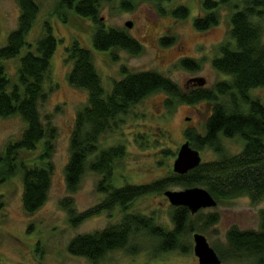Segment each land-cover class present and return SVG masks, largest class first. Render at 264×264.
I'll return each instance as SVG.
<instances>
[{"label":"trees","instance_id":"16d2710c","mask_svg":"<svg viewBox=\"0 0 264 264\" xmlns=\"http://www.w3.org/2000/svg\"><path fill=\"white\" fill-rule=\"evenodd\" d=\"M109 1L113 0H58L55 13L66 21L63 10L70 9L76 15L92 20L96 24L92 35L96 50L122 48L129 53L139 54L141 45L126 30L105 27L101 22L100 5ZM136 1L120 0V8L130 11ZM16 2L20 11L17 26L0 47V117L19 115L26 125L20 136L6 147L7 170L3 176L0 175V181L14 174L15 167L21 165L23 209L26 214H33L47 199L53 173V163L49 158L55 127L41 121L39 105L46 101L53 89L51 86L47 90L46 84L50 81V61L57 38L51 23L44 21L35 43L27 42L26 36L38 15L39 5L37 0ZM200 2L203 14L200 13L193 20L197 30H206L219 22L218 9L221 5L235 9L229 17L231 41L221 44L217 55L211 60L212 67L228 78L215 82L210 88L195 87L183 91L176 82L160 72L130 71L122 67V77L114 81L107 92L95 68L92 51L77 42L67 48L72 61L67 80L72 86L86 90L88 96L87 103L76 112L70 135L69 158L64 169L66 186L70 193L74 192L85 171L90 170L102 175L97 189L104 196L100 202L81 212L76 211L70 198L64 199L62 205L68 211L72 226L104 212L116 210L119 214L116 222L102 229L72 237L67 245L70 254L96 264L114 250L125 249L130 254L140 252L142 248L137 245L140 237L154 243L151 255L174 250L181 253L190 251L188 241L183 239L194 231L202 230L201 226L195 224L199 222L200 214L192 217L187 207L171 206L172 227L166 228L152 216L126 210L138 197L161 193L168 186L203 187L217 203L241 196H247L252 203L264 198V104L250 94L253 89H264V0H242L241 8L232 0ZM169 14L176 19H185L189 9L178 5ZM173 40L172 37H162L160 43L170 45ZM23 48L26 50L18 58L16 80H12L3 62L18 57ZM179 65L189 71L200 69V63L193 58H182ZM155 92H164L187 104L204 101L211 105L203 133L186 129L184 136L193 148L199 151L208 148L216 158L201 161L185 174L172 170L169 175L148 184L113 185L109 182L112 165L123 157L124 146L117 144L100 148V137L112 130L120 115L128 113L130 107ZM172 104L168 100V108H172ZM236 137L241 139L242 148L238 153H230L222 139ZM41 140L40 166H25L20 161L14 164L10 161L16 158L19 150L35 149ZM2 204L0 200V208ZM216 221L215 213L203 219V223L208 224ZM226 238L228 255L252 258L254 264H264V211H260L258 229L232 227L227 231ZM214 250L220 258L223 257L216 248Z\"/></svg>","mask_w":264,"mask_h":264},{"label":"rangeland","instance_id":"374dc122","mask_svg":"<svg viewBox=\"0 0 264 264\" xmlns=\"http://www.w3.org/2000/svg\"><path fill=\"white\" fill-rule=\"evenodd\" d=\"M232 1L238 3L239 8L243 5L242 0ZM37 3L39 12L26 36L27 42L35 43L44 21L51 23L57 38L50 61V81L46 84L47 90L51 86L53 89L46 101L39 105L41 121L55 127L49 158L53 163V173L47 199L33 214H26L23 209L21 165L15 167L14 174L0 181V200L3 201L0 208V264H92L84 257L70 254L67 250L69 241L77 234L93 232L116 222L119 214L116 210L104 212L72 226L68 211L62 205L64 199L70 198L76 211L81 212L100 202L104 196L97 189L102 175L90 170L85 171L74 192L67 190L64 169L69 158L70 135L76 112L87 103L88 96L86 90L72 86L67 80L72 68L67 48L77 42L92 51L95 68L106 91L110 90L112 80L121 78L122 67L130 71L160 72L176 82L183 91L193 89L187 88L186 80L204 77L206 84L203 87L210 88L215 82L228 78L212 67L211 60L221 44L231 41L229 17L235 9L221 5L218 9L219 22L206 30H197L193 20L203 14L200 0H137L130 11L120 8V0L102 2L99 17L103 25L128 31V35L141 45V52L132 54L120 48L108 51L94 49L92 35L96 24L92 20L65 9L66 21H62L55 13L58 0H37ZM178 5L188 7L189 15L185 19H176L169 14ZM19 13L16 0H0V47L17 26ZM128 20L132 21L131 28L124 24ZM162 37H172L173 44L162 45ZM25 50L23 48L18 57L3 62L12 80H16L18 58ZM182 58L195 59L200 63V69L189 71L182 68L179 65ZM250 94L264 104V89H253ZM168 100L173 103L172 108H168ZM210 110L211 105L207 102L187 104L164 92L152 93L130 107L128 113L118 117L112 130L100 137V148L122 144L125 150L123 157L113 162L109 182L116 186L148 184L169 175L178 148L185 141V130L203 133ZM25 125L19 115L0 117L1 176L7 170L6 147L20 136ZM222 142L230 153H238L242 148L238 137L223 138ZM42 147L41 140L35 149L19 150L16 158L10 157V161L13 164L22 162L25 166H40ZM200 155L202 162L216 158L208 148L200 150ZM182 189V186H168L165 190ZM163 192L138 197L126 210L152 216L158 224L171 228L172 205ZM260 211H264V198L258 203H252L247 196L221 201L214 207L191 214L192 217L200 214L202 219L195 223L202 230L194 232L203 234L210 246L223 254L220 264H254L252 258L227 254L226 234L232 227L258 229ZM211 213L216 214L217 221L203 223V219ZM183 240L188 241L190 251L181 253L174 250L151 255L154 243L140 237L137 245L144 251L130 254L125 249L114 250L96 264H198L192 250V233Z\"/></svg>","mask_w":264,"mask_h":264},{"label":"water","instance_id":"95a60500","mask_svg":"<svg viewBox=\"0 0 264 264\" xmlns=\"http://www.w3.org/2000/svg\"><path fill=\"white\" fill-rule=\"evenodd\" d=\"M127 28L132 27V21L125 22ZM206 80L203 77H192L187 81L189 86H204ZM201 163L200 151L190 145L189 140H185L178 148L176 157L172 164L173 172L177 174H185L189 170L197 167ZM163 195L167 198L172 206L187 207L191 214L196 213L200 209L214 207L217 201L203 187L194 186L187 187L182 190H165ZM193 254L198 259V264H220L221 259L217 252L208 243L206 237L199 233L192 234Z\"/></svg>","mask_w":264,"mask_h":264},{"label":"flooded vegetation","instance_id":"af4514ba","mask_svg":"<svg viewBox=\"0 0 264 264\" xmlns=\"http://www.w3.org/2000/svg\"><path fill=\"white\" fill-rule=\"evenodd\" d=\"M130 21H131V20H130ZM124 24H125V23H124ZM126 33L129 34L128 31H126ZM120 49H122V48H120ZM124 50H125V49H124ZM105 51H108V50H105ZM125 51H127V50H125ZM121 77H122V75H121ZM203 78H204V77H203ZM189 79H190V78H189ZM189 79H188V80H189ZM117 80H119V79H114V80L111 81V87H112L113 82H114V81H117ZM188 80H186V86H187V84H188V83H187ZM205 80H206V79H205ZM102 84H103V83H102ZM205 84H206V82H205ZM205 84H204V85H205ZM103 86H104V85H103ZM111 87H110V89H111ZM189 87H193V88H195V87H198V86H189ZM189 87H188V88H189ZM201 87H203V86H201ZM104 89H105V87H104ZM105 90H106V89H105ZM109 91H110V90H109ZM107 92H108V91H107Z\"/></svg>","mask_w":264,"mask_h":264}]
</instances>
